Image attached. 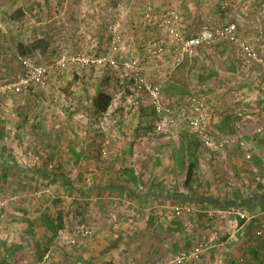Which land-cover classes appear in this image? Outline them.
Instances as JSON below:
<instances>
[{
	"label": "rangeland",
	"instance_id": "374dc122",
	"mask_svg": "<svg viewBox=\"0 0 264 264\" xmlns=\"http://www.w3.org/2000/svg\"><path fill=\"white\" fill-rule=\"evenodd\" d=\"M148 6L157 19L175 11L184 40L229 26L235 39L216 36L172 70L170 32L143 24ZM35 66L42 85L7 90ZM0 90V264H127L142 210L156 207L176 239L149 220L144 230L185 263L203 238L202 257L226 241L229 222L245 219L239 203H262L256 224L264 212V0H0ZM191 95L210 111L199 128ZM209 197L237 204L224 215L199 202Z\"/></svg>",
	"mask_w": 264,
	"mask_h": 264
},
{
	"label": "crops",
	"instance_id": "0c3cea01",
	"mask_svg": "<svg viewBox=\"0 0 264 264\" xmlns=\"http://www.w3.org/2000/svg\"><path fill=\"white\" fill-rule=\"evenodd\" d=\"M112 188V187H111ZM97 209L103 208L102 203L97 202ZM261 205L251 206L249 209L243 208L238 211L240 217H244L241 221H231L227 232L230 236L224 242H212L210 245V251L204 257H200L197 261L185 262L183 264H236L239 259L243 260L242 264H264V234L260 238L254 237V231L256 229V218L261 214ZM98 211V210H95ZM224 215L229 213L226 209H221ZM145 221L149 220L148 227L154 224H162L166 228V232H161V238L167 235H171L172 240L176 239L177 233L174 232L175 226L172 225V218L168 217V213L160 207L153 209L150 213V209H143L142 214ZM240 220V219H239ZM143 221L139 226V232L137 233L136 250L131 249L133 243H128L126 255L127 264L136 262L137 264H165L173 259L178 252L168 245V243L158 240L156 237L152 238L145 231L144 226L146 222ZM97 222V220L95 221ZM154 222V224H153ZM226 222V220L224 221ZM198 226V225H197ZM166 233V234H164ZM128 235H130L128 233ZM195 237V236H194ZM182 241V240H181ZM182 246L188 247L193 242V237L182 241ZM174 243V242H173ZM179 248V247H178ZM177 249V247H175ZM133 257L131 260L130 258Z\"/></svg>",
	"mask_w": 264,
	"mask_h": 264
},
{
	"label": "built area",
	"instance_id": "2783aa9c",
	"mask_svg": "<svg viewBox=\"0 0 264 264\" xmlns=\"http://www.w3.org/2000/svg\"><path fill=\"white\" fill-rule=\"evenodd\" d=\"M124 2H128L129 0H122ZM168 17L166 18L165 16H160L158 19L154 17L151 13V10L148 7H146V11L143 12L142 15V21L143 24H146L147 26L150 27L151 24H153L154 28L161 29L164 24L166 25L165 28L169 30L170 32V37L172 39V70L175 69L181 62L182 59L185 56H188L187 54H191L193 49H196L198 47H202L203 45H210L212 42L217 39L221 40H227V41H234L235 39V30L233 26L225 27V28H220L215 31V34L206 29L203 28V32L200 33L199 36H194V37H189L187 39H182L181 36L178 33L177 29V16L175 11H172V13H169L167 15ZM158 20V23H156ZM158 44H154L153 47L156 46V49L158 48ZM161 48H158L160 50ZM179 57V58H178ZM181 60L179 62L178 60ZM177 63V64H176ZM127 65V64H126ZM135 82H139L140 85L137 88H142V80L139 77L138 74L135 75ZM46 77V70L42 67H32L28 68L26 67L24 71L22 72V75L19 77L18 81L11 85L10 87H6L7 90H10L11 93L13 94H21V93H26L33 91L34 87H38L44 83ZM144 86V83H143ZM149 88V87H148ZM4 90V89H3ZM0 92H2L0 90ZM151 94V103L152 106L155 108L156 114H159L161 111L163 112V119H165L167 116L171 115L169 112V109L163 108L161 104H159L158 99H157V94H158V88L153 87L152 91L150 92ZM189 102H191L192 110L194 113H200L199 117H196L193 119V122L191 121L190 124L194 128H199L200 123L204 120V118L207 117L208 109L207 107H203L202 103L200 100L196 97V95H191L189 98ZM138 101L134 98L133 99V104H137ZM204 108V109H203ZM203 109V111H202ZM161 125L157 126V131H160ZM175 215L180 217V218H186L189 215H191V209L189 207L180 209L176 208L175 209ZM215 213V211H207V214L209 217H212V215ZM244 218V217H241ZM83 236H86L88 238H91L92 232L90 231H81ZM264 234V212L261 215V218L259 222L256 224V229L254 231V237L255 238H260ZM215 238V235H213L209 241H212ZM205 239L201 241V243L197 244L194 249H192L189 252V256L187 257L188 261H197L199 260L200 256L203 254V246H204ZM184 259L182 258H177L175 261H171L166 264H183ZM243 260L239 259L236 264H242Z\"/></svg>",
	"mask_w": 264,
	"mask_h": 264
},
{
	"label": "trees",
	"instance_id": "16d2710c",
	"mask_svg": "<svg viewBox=\"0 0 264 264\" xmlns=\"http://www.w3.org/2000/svg\"><path fill=\"white\" fill-rule=\"evenodd\" d=\"M36 46H38L39 48H42L44 51L46 48V43L43 40H39V41H37ZM109 104H110V98L106 95H103V94L98 95L97 99L94 101V107H96V109L99 112H105L107 110ZM194 171H195V164L193 162H191L187 166V171H186V175H185L184 185L186 187H188L190 185V183L192 182L193 177H194ZM133 196H135V195H133ZM199 202L201 204L209 205L211 207L218 208V209H226L232 205L237 204V203L235 204L234 202L232 203V202L219 201V200L213 199L211 197L201 199ZM256 202H258V199H256V200L249 199L248 201H243V202L239 203V206L240 207L244 206L245 209H249L251 206L262 204L261 202H258L256 204Z\"/></svg>",
	"mask_w": 264,
	"mask_h": 264
}]
</instances>
